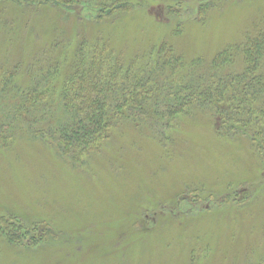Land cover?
Returning a JSON list of instances; mask_svg holds the SVG:
<instances>
[{
	"label": "rangeland",
	"instance_id": "1",
	"mask_svg": "<svg viewBox=\"0 0 264 264\" xmlns=\"http://www.w3.org/2000/svg\"><path fill=\"white\" fill-rule=\"evenodd\" d=\"M26 1L0 5V53L27 65L52 41L72 47L95 32L97 5L110 0ZM128 2L132 11L101 28L125 59L163 40L186 61L208 62L264 14V0ZM179 118L169 132L155 117L145 130L119 126L74 163L40 142L17 139L0 150V219L8 223L0 226L24 230L14 242L0 231V264L262 261L261 158L245 138L218 134L205 113Z\"/></svg>",
	"mask_w": 264,
	"mask_h": 264
},
{
	"label": "trees",
	"instance_id": "2",
	"mask_svg": "<svg viewBox=\"0 0 264 264\" xmlns=\"http://www.w3.org/2000/svg\"><path fill=\"white\" fill-rule=\"evenodd\" d=\"M16 1L0 5L29 3ZM55 1L68 6L81 2ZM128 1L99 2L97 30L72 47L52 41L27 65L25 57L0 53V150L17 139L40 142L74 163L102 149L119 126L145 130L155 117L169 132L180 116L201 112L218 134L245 138L264 164V14L208 62L199 57L186 61L163 40L125 59L101 28L113 27L115 13L132 11ZM56 3L53 7L62 8ZM0 231L12 242L24 233L19 222L0 226Z\"/></svg>",
	"mask_w": 264,
	"mask_h": 264
}]
</instances>
